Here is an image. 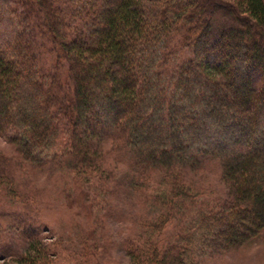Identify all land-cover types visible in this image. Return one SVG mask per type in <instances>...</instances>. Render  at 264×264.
I'll return each instance as SVG.
<instances>
[{
	"label": "trees",
	"instance_id": "obj_1",
	"mask_svg": "<svg viewBox=\"0 0 264 264\" xmlns=\"http://www.w3.org/2000/svg\"><path fill=\"white\" fill-rule=\"evenodd\" d=\"M0 137L25 164L84 186L112 179L106 142L130 159L136 190L161 176L155 198L182 231L166 248L127 238L135 264H198L248 245L264 233V0H0ZM205 162L219 164L225 201L169 183ZM23 166L0 153V191L30 206ZM11 215L30 230L18 262L58 264L37 246L43 226ZM73 253L70 264L98 255L87 240Z\"/></svg>",
	"mask_w": 264,
	"mask_h": 264
},
{
	"label": "rangeland",
	"instance_id": "obj_2",
	"mask_svg": "<svg viewBox=\"0 0 264 264\" xmlns=\"http://www.w3.org/2000/svg\"><path fill=\"white\" fill-rule=\"evenodd\" d=\"M218 15L226 21L233 17L221 9L217 10ZM186 57L183 55L182 59ZM111 147V143L103 145L102 168L112 173V179L106 185L102 184L106 179H95L93 184L84 186L69 170L55 171L51 166L37 169L25 164L15 148L0 137V153L24 165L17 181L19 190L31 202L30 206L19 205L0 191V264H21L18 260L28 248L29 239L21 236L23 229L30 232L27 224L11 215L18 211L29 212V218L43 226L39 235H34L42 243L37 246L46 248L49 259H58V264H70L68 256L74 255V248L83 249L86 240L98 251L95 264H135L125 251V241L139 233L140 238L145 235L161 248L177 241L183 226L181 215L167 220L169 205L166 207L155 198L156 191L166 190L162 177H154L151 189L136 190L131 181L135 173L130 159L119 151L108 154ZM141 179L145 178L140 176ZM172 180L169 183L184 187L190 197L197 195L211 205L228 196L221 168L213 162L195 165ZM146 181L152 183V179ZM162 222L165 228L156 232V225ZM198 264H264V233L242 248L201 259Z\"/></svg>",
	"mask_w": 264,
	"mask_h": 264
}]
</instances>
